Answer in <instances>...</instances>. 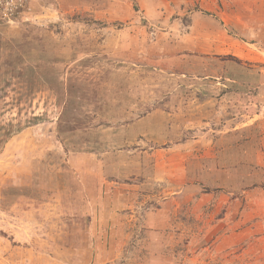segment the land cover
<instances>
[{
  "label": "rangeland",
  "instance_id": "obj_1",
  "mask_svg": "<svg viewBox=\"0 0 264 264\" xmlns=\"http://www.w3.org/2000/svg\"><path fill=\"white\" fill-rule=\"evenodd\" d=\"M18 2L0 264H264V46L261 64L227 37L253 17L264 42V0Z\"/></svg>",
  "mask_w": 264,
  "mask_h": 264
},
{
  "label": "crops",
  "instance_id": "obj_2",
  "mask_svg": "<svg viewBox=\"0 0 264 264\" xmlns=\"http://www.w3.org/2000/svg\"><path fill=\"white\" fill-rule=\"evenodd\" d=\"M214 19H211V20L214 21ZM216 21H219V23L221 24L222 22H224L225 24V19L222 17L216 19ZM238 23L241 24V26L239 27V30H238ZM233 24H234L233 27L236 30L235 33L229 34V36L227 35V37H229V43L232 40L236 44L235 46L233 45L234 43L233 44L230 43L229 48L231 52L233 51L232 53L235 55V57L240 56L239 58H244L245 60H248V59L256 60V62H261V64H263V46H264L263 21L260 22L258 18H253V17L247 18L245 19V21L240 18H236L234 21L231 22V25ZM234 35H241L242 39H238ZM251 45H255V46L258 45V48L260 49V51L258 53L256 51L254 52L253 49L251 48ZM241 47L248 48V50L244 53H241ZM215 49L213 51H215ZM216 52L219 54H222L220 51H216ZM241 54H244V55H241ZM251 76L256 80L257 88L259 90V93H257V95L259 97L261 95L263 98V67H261V69L257 72V75L255 77L253 75Z\"/></svg>",
  "mask_w": 264,
  "mask_h": 264
},
{
  "label": "built area",
  "instance_id": "obj_3",
  "mask_svg": "<svg viewBox=\"0 0 264 264\" xmlns=\"http://www.w3.org/2000/svg\"><path fill=\"white\" fill-rule=\"evenodd\" d=\"M18 1H22V0H0V3H7L9 6L11 3L15 2L14 5L18 6L19 2Z\"/></svg>",
  "mask_w": 264,
  "mask_h": 264
}]
</instances>
